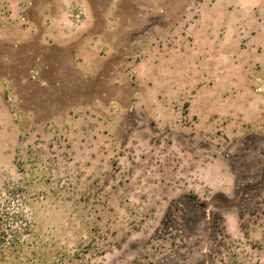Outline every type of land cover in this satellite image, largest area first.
I'll return each mask as SVG.
<instances>
[{
	"label": "rangeland",
	"instance_id": "1",
	"mask_svg": "<svg viewBox=\"0 0 264 264\" xmlns=\"http://www.w3.org/2000/svg\"><path fill=\"white\" fill-rule=\"evenodd\" d=\"M98 1L0 0V264H264V0Z\"/></svg>",
	"mask_w": 264,
	"mask_h": 264
},
{
	"label": "crops",
	"instance_id": "2",
	"mask_svg": "<svg viewBox=\"0 0 264 264\" xmlns=\"http://www.w3.org/2000/svg\"><path fill=\"white\" fill-rule=\"evenodd\" d=\"M112 1L103 2L111 7L117 6ZM100 4L98 0H36L35 7L46 23L41 32H76L82 29V25L85 29L92 28Z\"/></svg>",
	"mask_w": 264,
	"mask_h": 264
}]
</instances>
